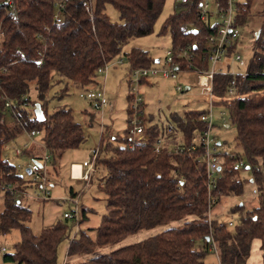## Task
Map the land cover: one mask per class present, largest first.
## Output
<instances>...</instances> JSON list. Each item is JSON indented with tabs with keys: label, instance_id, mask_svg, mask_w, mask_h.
Returning <instances> with one entry per match:
<instances>
[{
	"label": "trees",
	"instance_id": "obj_1",
	"mask_svg": "<svg viewBox=\"0 0 264 264\" xmlns=\"http://www.w3.org/2000/svg\"><path fill=\"white\" fill-rule=\"evenodd\" d=\"M54 1L12 0L14 10L9 12L5 0H0V68H4L0 71V87L12 100L9 111L0 100V181L17 190L21 189L23 178L2 157V148L20 131H37L53 170L66 150L76 148L84 140L81 125L74 120L70 107L48 110V93L55 82L65 81L61 94L67 91V82L86 87L95 82L98 67L118 56L129 72L156 64L146 50L132 47L123 52L122 46L133 37L152 32L164 0H68L58 26L51 23ZM196 1L176 3L162 22L160 33H169L174 50L190 46L193 57L189 61L206 68L201 57L207 50L206 38L214 33L216 23L198 19ZM252 1L237 0L236 26L245 23ZM106 5L118 12V21L109 19ZM257 30V37L253 33L246 75L216 74L212 78L215 103L223 107L234 125L235 145L241 149L239 153L218 151L222 162L211 190L212 205L224 195L242 193L244 179L239 171L245 166L249 181L257 190L264 184V7ZM185 62H180L181 68ZM232 78L242 96L227 99L225 88ZM31 90L34 99L29 95ZM125 101L129 118L127 94ZM35 103L42 110L41 121L34 117ZM202 112L197 108L174 112L167 118L166 127L148 123L147 118L145 132L151 140L163 134L171 143L179 139L188 143L192 134L205 128V122L199 119ZM167 127L170 131L165 133ZM109 131L105 126L100 132L93 165L98 171L107 169V173L97 178L93 169L89 178L94 176L97 189L104 194L105 211L98 226L78 228L72 233L75 222L61 217L35 235L27 224L30 209L4 192L0 234L17 229L19 240L12 252L2 255V264H55L63 240H68L66 257L93 253L89 259L74 264H205L206 256L212 254L208 249L210 240L221 264H245L255 238L259 239L260 264H264V193L258 195L254 206L235 204L229 208L237 214L232 228H216L214 220L207 222L205 174L194 161L196 151L179 153L165 148L155 154L148 146L131 145L127 128L118 136ZM28 152L22 150L21 154ZM238 159L244 161L240 169L234 168ZM68 192L74 195L71 188ZM88 210L92 211L80 209L78 226L87 223ZM155 226L165 228L142 240L95 254L103 245L116 244L128 235Z\"/></svg>",
	"mask_w": 264,
	"mask_h": 264
},
{
	"label": "rangeland",
	"instance_id": "obj_2",
	"mask_svg": "<svg viewBox=\"0 0 264 264\" xmlns=\"http://www.w3.org/2000/svg\"><path fill=\"white\" fill-rule=\"evenodd\" d=\"M176 0H164L160 14L155 20L152 32L129 39L123 46L122 51L127 52L132 47H138L146 50L153 59H158L160 65L163 64L166 51L170 50V36L168 32L160 33V27L164 19L172 13L176 5ZM264 7V0H253L250 13L245 23L239 27V36L234 48L239 50L242 58L248 61L251 57V48L253 43V33L258 29L261 11ZM105 12L110 20L118 21V12L110 5L105 6ZM121 61V63L119 62ZM230 69L238 70L235 62L230 60ZM194 74L191 71L176 73V79H164L160 77H148V82H140V93L143 98V113L147 117H151V124L157 126H167V118L174 113H181V110L197 108L206 109L207 103L199 96L200 88L194 82ZM131 79L128 67L120 56L113 58L106 64L105 78L101 74L96 77V82L100 84L106 93L108 105L101 112L93 109L91 103L79 96L86 87L74 86L71 82H67V91L61 94V90L65 86V81L55 82L49 90V105L48 110L51 111L59 106H67L72 110L73 118L81 125L84 134V140L76 147L66 150L61 156L56 170H53L48 163L45 164L47 170V185L49 197L46 200L36 197V187L24 185V182L32 180V174H27L26 159L36 158L38 162H43L45 150L39 141V134L29 136L23 130L20 131L13 139L4 144L2 148V157L7 159L15 167V171L23 178L21 189L16 191L17 200H20L21 205L27 207L31 211L30 219L27 222L33 234H38L43 226H48L62 220L63 212H69L74 209L72 202L67 200L70 198L68 189L72 188L73 193H77V207L89 208L92 211L87 212L88 221L85 224H80L78 228L96 227L98 226L101 215L104 213V194L97 189L95 177H101L107 173V169L98 171L96 168L93 178L85 182L83 180H71L69 177V166L72 163L81 164L83 161H90L92 150L98 146L100 131L107 126L113 135H119L122 130L127 128V114L125 112V90L127 88V80ZM176 83H180L184 88L188 86V90L178 92L175 90ZM123 91L125 93H123ZM29 95L34 99V91L31 90ZM216 106V105H215ZM223 109L218 106L212 109L214 115L218 110ZM89 113V115H87ZM93 114V118L91 117ZM102 113V115H101ZM9 119V118H7ZM6 119V121H7ZM225 125L214 124L209 134L213 138V143H218L215 149L221 152H237L241 151L239 146H236L235 127L229 121L227 115L225 117ZM103 126V128L101 127ZM109 131V132H110ZM30 149L28 155L15 154V149H21L24 145ZM98 155V153H97ZM32 156V157H31ZM73 174L77 175L78 167L73 168ZM240 169V168H239ZM98 171V173H97ZM239 176L244 179L243 190L239 195H224L219 201L211 207V217L223 221L231 220L235 222L236 213H231L229 208L235 204H243L244 208L254 206L257 203V197L262 192L264 193V184L261 190L256 189V185L249 181L250 175L247 169H241ZM90 178V177H89ZM49 184H51L49 186ZM49 188V190H48ZM27 190L26 194L25 191ZM24 193V195H22ZM2 195V194H1ZM2 198L0 197V204ZM69 223L70 221L67 220ZM233 227V226H232ZM231 227V228H232ZM164 226H155L149 229H142L132 235H128L116 244H106L95 251V254L107 252L115 247L127 245L163 230ZM74 232V227L72 233ZM72 236V235H71ZM19 240V232L17 229H12L6 234H0V247H4V251L0 250V264L3 263L2 255L13 251V245ZM68 240H63L57 250V259L55 264H74L82 260L89 259L93 253H81L76 256L66 257V248ZM259 239H253L249 255L245 264H260V251L258 247ZM67 258V259H66ZM205 264L213 263V257L210 253L205 258Z\"/></svg>",
	"mask_w": 264,
	"mask_h": 264
},
{
	"label": "built area",
	"instance_id": "obj_3",
	"mask_svg": "<svg viewBox=\"0 0 264 264\" xmlns=\"http://www.w3.org/2000/svg\"><path fill=\"white\" fill-rule=\"evenodd\" d=\"M68 0H55L53 3V13L51 15V23L58 26L62 22V14L64 10V4ZM189 0H176L177 3H186ZM9 6V12H13L14 6L12 0H5ZM237 0H197L195 8L198 19L208 24L216 23V29L214 33L210 34L206 38V51L202 55L201 59L206 61V68H200L194 66L189 60L193 57L190 46L177 48L176 50L170 48L166 51V56L162 65L156 62L155 65L140 66L130 70L129 75L131 79L127 80V88L125 90L128 95V110L129 118L127 120V135L131 145H144L148 146L151 151L155 154L160 153L165 148L170 152H184V151H196L194 155V161L200 165L205 174V186L207 192L208 208L206 211L207 222L210 224L214 220L216 228H231L234 222L231 220L223 221L220 219H214L211 217V206L214 202V197L211 190L215 186L216 173L220 169L222 162V155L216 151L215 147L217 143H213V138L210 136L209 131L214 124L225 125L226 112L224 109L218 110L216 115L213 114L212 109L218 107L215 103L216 97L213 96L212 92V78L216 74H229L234 77L236 75H246V64L239 50H236L233 46L237 44L239 36V27L235 25L236 22V6ZM87 10L88 6L84 4ZM186 29V27H183ZM1 37V33H0ZM233 47L232 51L229 48ZM186 61L184 67H180L181 61ZM235 62L238 70L243 71H232L230 69L229 61ZM121 63V61H119ZM41 64V59L37 60V65ZM106 63L96 69V75L101 74L103 78L106 75ZM4 68H0V71ZM191 71L195 78V84L200 88L199 96L207 103L206 109L200 114L199 119L205 122V128L199 132H195L191 135L188 143L181 141L180 139L171 143L167 137L163 134L157 135L152 140L149 139V135L145 132L147 124L146 116L143 113V98L140 93V82L141 79L148 77H160L164 79H176V73ZM264 72V70H263ZM92 87L85 88L79 96L87 99L93 109L101 112L108 105V99L102 86L96 82L91 83ZM186 86L183 88L180 83H176L175 90L183 92ZM242 96L236 89L235 80L232 78L229 84L225 88V98L232 99ZM0 100L3 102L6 110H11L12 100L7 97L5 92L0 87ZM216 105V106H215ZM103 112V111H102ZM102 115V113H101ZM162 126V125H161ZM103 128V126H101ZM166 127V126H165ZM102 131V130H101ZM100 131V132H101ZM170 129L167 127L165 133H168ZM29 136H34L37 131L31 130L26 132ZM22 150H27L25 144L21 149H15V154L19 155ZM46 152V151H45ZM98 147L92 150L90 161H83L81 164L72 163L69 166V177L70 179H79L88 182L91 172L94 169V161L97 157ZM230 155V154H229ZM29 156V155H28ZM231 156H234L231 154ZM32 157V156H31ZM26 169L29 171L27 174H32V180L24 182V185H31L37 188L35 196L46 200L49 197V193L46 189L47 185V170L45 164L49 162V155L46 152L43 156V162H38L36 158H27ZM244 166V161L238 159L234 163V168L239 169ZM74 167H78L79 172L77 175L73 174ZM25 169V170H26ZM50 186V184H49ZM49 190V188H48ZM7 192L12 197H17L15 189L8 183L0 181V197L1 194ZM27 190L25 191L26 194ZM24 195V193L22 194ZM77 193L70 195L69 200L73 203L74 209L69 212H63L62 218L72 220L74 224V232L78 229L79 219V208L77 207ZM73 232V233H74ZM208 249L212 252L213 263L208 264H221L216 248L212 240H210ZM1 251H4V247H0ZM207 264V263H206Z\"/></svg>",
	"mask_w": 264,
	"mask_h": 264
},
{
	"label": "water",
	"instance_id": "obj_4",
	"mask_svg": "<svg viewBox=\"0 0 264 264\" xmlns=\"http://www.w3.org/2000/svg\"><path fill=\"white\" fill-rule=\"evenodd\" d=\"M257 35H258V30H256L254 33L255 37H257ZM157 61H158V59H155V62H157ZM185 89H187V86ZM33 114H34V117L36 118V120L41 121L43 119V113H42V110H41L38 103L34 104ZM245 169H248V166H245ZM25 171H26V173L29 172L27 169ZM250 181H251V179H250ZM17 202H18V200H17Z\"/></svg>",
	"mask_w": 264,
	"mask_h": 264
},
{
	"label": "crops",
	"instance_id": "obj_5",
	"mask_svg": "<svg viewBox=\"0 0 264 264\" xmlns=\"http://www.w3.org/2000/svg\"><path fill=\"white\" fill-rule=\"evenodd\" d=\"M123 93H125L124 91H123ZM148 118V123H151V117H146V119ZM27 150L29 151L30 149L27 147ZM94 170H95V168H94ZM71 180H79V179H71ZM51 185V184H50ZM72 189V188H71ZM69 193V192H68ZM258 247H259V243H258Z\"/></svg>",
	"mask_w": 264,
	"mask_h": 264
}]
</instances>
